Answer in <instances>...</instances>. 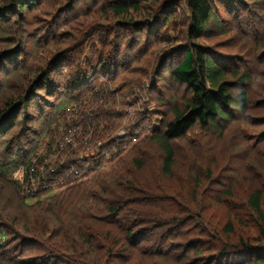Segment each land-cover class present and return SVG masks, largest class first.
Masks as SVG:
<instances>
[{"label": "rangeland", "instance_id": "1", "mask_svg": "<svg viewBox=\"0 0 264 264\" xmlns=\"http://www.w3.org/2000/svg\"><path fill=\"white\" fill-rule=\"evenodd\" d=\"M186 1L34 0L19 9L13 0H0V167L10 179L22 180L18 169L25 166L21 162L27 154L30 162L46 158L37 170L47 173L100 146L97 138L88 142L97 126L106 148L115 152L122 144L113 162L83 182L94 178L88 186L98 189L102 200L93 203L104 219L109 206L121 211L117 223L104 225L105 243L118 244L128 230L134 231L133 243L139 240L129 252L126 245L116 246L117 257L109 255L106 264H264L259 262L264 241L246 203L257 189L264 195V0H212L215 16L197 43L228 74H250L245 85L249 102L244 111L230 110L225 124L197 123L173 140L176 159L169 174L152 135L162 134L174 109L192 96L170 73L192 44ZM133 2L141 9L131 11L134 23L127 25L131 16L118 18L111 6ZM19 96L27 104H19L20 110L10 107L8 102ZM93 110L108 116L91 122L87 114ZM78 121L88 122L84 131ZM132 125L137 126L128 142L124 136ZM124 182L131 185L127 190ZM0 196L2 218L9 226L0 244L12 242L8 250L20 242L18 235L28 239L34 230H45L44 216L70 210L64 197L26 200L1 183ZM228 222L233 223L231 232ZM96 227L101 230L98 225L91 230L97 232ZM240 239L252 248L244 249ZM2 252L0 264L47 259L38 245L19 257ZM60 260L49 264H65Z\"/></svg>", "mask_w": 264, "mask_h": 264}, {"label": "trees", "instance_id": "2", "mask_svg": "<svg viewBox=\"0 0 264 264\" xmlns=\"http://www.w3.org/2000/svg\"><path fill=\"white\" fill-rule=\"evenodd\" d=\"M13 2H15L16 7L23 9L29 4L34 3V0H13ZM139 5L140 4L138 2L130 4L120 3L111 6V11L118 18H129V16H131L130 21H126L127 25H131L134 23L131 11H139L141 9ZM186 7L190 16L191 24L188 30V36L190 41H192V44L186 49L182 62L174 67L170 73L174 79L178 82L184 83L192 90V96L186 101L182 108L176 107L174 109V117L171 121L165 124L162 134L152 135L165 155L163 159V167L165 169L164 171H167L166 173L169 174H171L176 159V151L173 145V140L182 138L197 123L204 127H210L214 124L216 125L217 121L225 124V122L230 121V117H232L230 110L244 111L247 109L249 102V94L245 89V85L251 80L250 74L248 72L239 71H234L233 75L228 74L227 71L214 61V59L209 55V52L197 43V40L205 33L209 20L215 16L212 0H187ZM144 23H147V21ZM43 75L41 76V79L46 81L48 79V75L47 73L45 74L46 76L44 75L45 77ZM38 89L41 88L39 87ZM94 91L95 90L92 92V97L96 94ZM19 104H27L23 96H19L16 100L8 102L10 107L14 106L15 109L20 110L22 105L19 107ZM82 104L83 103H80V105ZM89 113L90 114H87V116L92 115V118L89 116V120L91 122H94V119L98 121L97 117H101L102 115L108 116L106 115L108 113L104 111L94 112L93 110L89 111ZM80 114V116L83 115L82 113ZM114 114V116H117L116 113ZM73 121L74 119L71 120V122ZM78 123H80V126L82 125V131H84L85 127L88 125V122L78 121ZM97 124L99 125L100 123L97 122ZM98 127L99 126H97V128ZM135 127L133 125L130 126L127 136H124L128 138V142L131 139L133 140V135L135 133L132 132V129ZM97 128H95L96 130L94 129L95 131L93 130L91 137L88 138V142L97 138L98 142H96V144L99 142L101 143L100 146L98 145L96 148L95 145L92 146V149L97 151L94 156H71L64 160L62 164L59 163L57 166L51 168L52 171H48L49 173H44L43 171L40 172L37 170V166L40 164L41 166L44 165L46 158L37 157L39 160L35 163L33 161L30 162L31 159L28 158L29 156L26 154L24 160L21 162L25 165V172L23 175L24 181L17 178L15 181L10 179L8 173L4 172L0 167V183L2 185H7L9 189L14 187L15 190L19 191L22 198L27 200L47 194L49 196H46L45 198L49 199L64 197L65 202L69 203L67 208L70 209L64 212H56L54 210V216L51 214L49 216L45 214L46 216H44L42 220L44 225L41 224L42 228L46 226L45 230H40L41 228H39V230H34L30 234L29 232H26L29 234L27 236L28 239L26 236H21V234L20 236L18 235L20 242L17 245L19 246L15 245L13 248L8 250L6 247L12 242L0 244V250H3V254L5 252V255L8 253H14L15 257L24 256V250L27 247L31 245H38L43 248L47 259L45 261L39 259L31 263L21 261V264H44L47 262V264H49L51 259L57 257L62 259L60 261L65 264H85L86 262H89V259L95 260L93 264H106V260L108 262L111 256L117 257L115 256L117 253L116 246L119 244L126 245V250L128 252L133 250L134 246L138 244L139 240L134 241L133 243L130 239L132 233L134 232L133 230H128L125 236L121 234L122 241L120 240L121 242H117L118 244L110 245L105 243L104 239L106 238H104L105 235L102 233L104 225H108V223H117V217L121 215V211L118 206H109V218L108 220L104 219L99 214V210L95 209L96 205L93 203V200H102V198H98L97 196L98 189L94 186H88L94 178L93 180H90V182L87 181L85 184L83 183L91 174H93L98 168H101L105 163H109L110 161L113 162V160L118 157L123 150V148H119L122 144L117 146L118 148H116L115 152L111 151L110 148H106L108 145L106 142L104 143L102 141V136L100 135V133H103V130H99ZM118 139V136L115 135L114 142H118ZM82 142L85 141L82 140ZM110 142H108L109 145L113 144V142L111 144ZM79 143H81V141ZM126 144L127 142H125V145ZM105 148L111 152H105ZM90 150L91 148H88V150L84 151L83 154L90 152ZM27 160L28 162H26ZM135 163L138 164L139 167L143 165L139 159H136ZM47 167L48 166H46V168ZM16 171L17 169L13 172ZM41 173L46 176H50L47 177V179L51 184L47 188H43L45 180L42 178L40 179L42 188L38 187L36 192L27 193L23 185L25 183L30 184V180L37 177L39 174L41 175ZM122 185L124 187L131 186L126 182ZM55 189L62 190L55 194ZM127 189L128 188H126V190ZM105 190L106 188L102 190L99 189V193L105 192ZM263 197V190L257 189L249 195L246 203L252 213L256 215L255 221L259 228L260 239L264 241ZM44 201L45 200H38L36 203H44ZM2 211L0 210V218L3 220ZM50 217H52L53 220ZM93 225H98L99 228L101 227V230L96 227L97 232H93L91 230ZM160 226H163V223L158 224V227ZM7 228H9V226L6 223V220H3L0 225L1 237H4V234L8 232ZM227 230L229 232L233 230L232 222H228ZM239 244L247 250L252 248L249 243H246L242 239H240ZM227 251L228 250L224 248L222 253H226ZM92 254L94 255L91 257ZM259 258V262H264V256ZM12 259L14 260L15 258Z\"/></svg>", "mask_w": 264, "mask_h": 264}, {"label": "built area", "instance_id": "3", "mask_svg": "<svg viewBox=\"0 0 264 264\" xmlns=\"http://www.w3.org/2000/svg\"><path fill=\"white\" fill-rule=\"evenodd\" d=\"M79 126H80V123L78 124ZM82 126V125H81ZM72 131V130H71ZM96 153H97V151H94L93 149H91L90 150V152H87L86 153V157L87 156H94V155H96ZM73 165V164H72ZM71 165V166H72ZM19 166H21V168H19L18 170H20L21 169V171H22V173H23V175H24V172H25V169H24V167L25 166H23V165H19ZM18 166V167H19ZM74 166V165H73ZM50 171H52V170H49V172ZM18 172V171H17ZM48 172V173H49ZM48 175V174H47ZM47 177H50L49 175L48 176H46V175H44V174H42L41 173V175L39 174L37 177H35V178H33V179H31L30 180V184H28V183H25L24 185H23V187H24V189L27 191V193H30V192H32V193H34V192H36L38 189V187H41L42 186V184L40 183V179H42V178H44V180H45V183H44V185H43V188H47L51 183L49 182V180L47 179ZM22 180L24 181V179H23V177H22ZM23 183V182H22ZM42 188V187H41Z\"/></svg>", "mask_w": 264, "mask_h": 264}]
</instances>
